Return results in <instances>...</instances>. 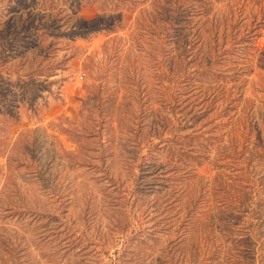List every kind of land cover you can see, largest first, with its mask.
Segmentation results:
<instances>
[{
  "label": "rangeland",
  "instance_id": "1",
  "mask_svg": "<svg viewBox=\"0 0 264 264\" xmlns=\"http://www.w3.org/2000/svg\"><path fill=\"white\" fill-rule=\"evenodd\" d=\"M78 4L0 0V264H264V0Z\"/></svg>",
  "mask_w": 264,
  "mask_h": 264
},
{
  "label": "trees",
  "instance_id": "2",
  "mask_svg": "<svg viewBox=\"0 0 264 264\" xmlns=\"http://www.w3.org/2000/svg\"><path fill=\"white\" fill-rule=\"evenodd\" d=\"M84 2V0H79V4H78V9H73V17H74V15L76 14V13H78L79 12V7L81 8L82 7V3ZM171 73H172V71H171ZM174 73V72H173ZM195 74H197V73H195ZM189 76V75H188ZM10 77H12L11 75H10ZM200 77H201V79H203L204 78V76L203 75H201L200 74ZM199 79L200 78H196V79H194L193 80V83L192 84H187L188 86H190V85H193V86H195V87H197L196 86V84L195 83H197V82H200L199 81ZM179 95H180V93L178 92V95H177V97H176V99L178 100L179 99ZM2 96H4V97H7V94H3ZM179 101V100H178ZM9 102V100L8 99H6V98H4L3 100H1L0 101V105H4V104H6V103H8ZM236 123V122H235ZM208 124H211V122H209ZM221 124H219V126H220ZM230 126H232V125H230ZM200 127V126H199ZM196 128V127H195ZM202 128H205V127H203V126H201V130H202ZM197 131V130H196ZM195 131V132H196ZM195 136L196 135H198V132L196 133V134H194ZM199 138V137H198ZM192 139V142L194 143V139H193V137L191 138ZM185 140V137H183V136H177L176 138H175V140L174 141H176L178 144H177V146L176 147H174V148H171V150L173 149V152H175L176 154H182V153H185V151H179V149H178V145L180 144V142L182 143L183 141ZM174 141H172L171 140V142H174Z\"/></svg>",
  "mask_w": 264,
  "mask_h": 264
}]
</instances>
